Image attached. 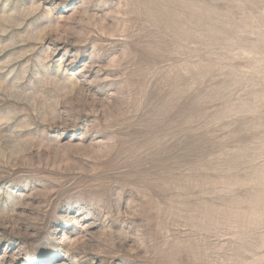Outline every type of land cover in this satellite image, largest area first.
Returning a JSON list of instances; mask_svg holds the SVG:
<instances>
[{"label": "rangeland", "instance_id": "obj_1", "mask_svg": "<svg viewBox=\"0 0 264 264\" xmlns=\"http://www.w3.org/2000/svg\"><path fill=\"white\" fill-rule=\"evenodd\" d=\"M0 264H264V0H0Z\"/></svg>", "mask_w": 264, "mask_h": 264}, {"label": "bare ground", "instance_id": "obj_2", "mask_svg": "<svg viewBox=\"0 0 264 264\" xmlns=\"http://www.w3.org/2000/svg\"><path fill=\"white\" fill-rule=\"evenodd\" d=\"M58 255H60V256H65V254H64L62 251H60V252L58 253Z\"/></svg>", "mask_w": 264, "mask_h": 264}]
</instances>
